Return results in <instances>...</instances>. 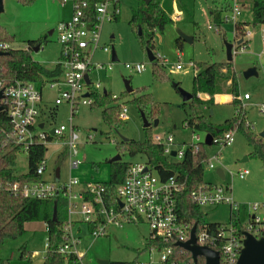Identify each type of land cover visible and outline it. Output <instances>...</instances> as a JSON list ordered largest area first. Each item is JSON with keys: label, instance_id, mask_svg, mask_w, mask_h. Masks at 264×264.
I'll list each match as a JSON object with an SVG mask.
<instances>
[{"label": "rangeland", "instance_id": "1", "mask_svg": "<svg viewBox=\"0 0 264 264\" xmlns=\"http://www.w3.org/2000/svg\"><path fill=\"white\" fill-rule=\"evenodd\" d=\"M138 0H117L109 4V10L117 14V18L106 21L102 28L101 44L114 48L117 60H112V54L98 49L95 52L94 62L113 63L112 70L103 68L94 70L91 77L100 82V92H109L112 97L118 98L110 102L107 107L113 108L126 105L128 118L125 120L107 121L104 119L102 107L99 105H80L72 120L75 131L81 137L77 158L82 161L78 168L70 171L69 155L62 139H53L46 145L45 159L47 170L44 177L48 181L55 178V170L59 168L60 181H67L70 176L80 181L110 180V162L118 154L119 161L136 163L146 162L143 155L132 156L127 151H120L119 143L122 138L143 141L147 131L143 125L142 113L151 123L152 138L172 134L177 148L184 141H189L193 129L185 126V120L192 114L189 101H185L179 89L192 92L194 70L189 67L191 62L215 63L226 62L225 41H234L235 25L233 22H224L220 25L221 32L210 29L209 25L216 26L210 14L211 7L216 4L221 8L223 16L230 13L233 0H163V7L169 16L179 14V19L168 24L163 31H156L154 36V51L157 60L150 61L143 42L132 28L130 19ZM244 10L242 18L252 20V9L249 0H238ZM176 8L181 11L176 13ZM73 13V3L70 1L64 6L60 0H34L24 4L18 0H4V12L1 15L0 25L9 34L14 36L11 44L15 48H26L30 40H45L40 50L33 47V59L41 64L53 68L60 58L61 44L57 32L51 30L62 20L70 19ZM180 32L192 36V42L183 39ZM113 36V38H111ZM147 36V35H145ZM180 38V39H179ZM262 51L259 34L257 33L248 51L233 56V66L237 75L239 93H248L250 99L244 102L240 99L239 111L231 103L235 97L228 89L229 83L222 84V93L215 96V103L202 106L203 114L209 124L218 126L236 114L244 118L245 124L249 121L252 131L260 135L264 130V60H259ZM164 58L163 60L161 59ZM164 65H162V62ZM145 63L144 72L132 71L127 65ZM181 63L183 70L175 66ZM162 68L165 77H155L154 68ZM255 67L257 75L245 77V72ZM130 81L133 89L126 91L124 80ZM178 85V86H177ZM144 90L150 94L152 101L140 106L134 99ZM57 92L49 89L43 91V107L40 119L46 121V131L53 126L64 124L70 127V107L67 103L59 106L56 114L51 115L50 108H56L55 97ZM222 97H225L222 99ZM153 111L158 124L151 122ZM120 113V112H119ZM120 118V117H119ZM153 120V119H152ZM237 127L236 125L234 128ZM236 130V129H235ZM93 138L88 140V136ZM118 143V144H117ZM253 146L249 143L242 131H235V141L232 145H206L208 159L214 163L215 169L204 165V179L215 184H229L231 193L238 204L248 206L262 198L264 193V161L253 155ZM247 157V160L244 159ZM247 169L249 174L245 178L238 177L240 170ZM218 170L226 174L222 180ZM28 172V155L21 152L17 156L16 173ZM232 172L233 177L230 176ZM202 210L207 222L228 223L230 221L231 206L219 205ZM247 216V215H245ZM246 218V217H245ZM244 218L243 221H246ZM47 230L41 221L26 224V232L17 239L8 240L0 250V256L5 259L16 260L19 257V248L26 243L32 253V264H43L46 256ZM75 237H80L78 250L85 252L84 264H101V260L113 261H149L150 252L145 247V239L150 235L146 223H129L121 229L112 228L108 236L94 238L87 223H78L73 228ZM160 253L155 252L153 258L159 260ZM110 264V263H109Z\"/></svg>", "mask_w": 264, "mask_h": 264}, {"label": "built area", "instance_id": "2", "mask_svg": "<svg viewBox=\"0 0 264 264\" xmlns=\"http://www.w3.org/2000/svg\"><path fill=\"white\" fill-rule=\"evenodd\" d=\"M73 3V14L69 20L60 21L54 31L58 34L61 44V53L58 64L62 73L59 79L48 82L45 87L39 89L33 83H22L20 81L11 84L0 80V90H3L1 104L7 113L10 123V131L3 143L4 147L17 149L20 153L28 155L36 144L47 145L53 139H62L63 145L69 155V169L72 171L82 163L78 156L79 141L81 137L72 125L73 117L80 105H92L90 97L92 91H100V82H95L91 73L94 70H112L113 63L107 65L94 62L95 52L101 49L112 54V48L107 44H101L102 28L106 21L117 18L116 13L109 10L111 1L106 0L96 5V17L93 26L89 25L85 14L87 2H76L75 0H60L64 6L68 2ZM238 0H233L230 13L223 16L224 22H233L235 25L232 55H238L248 51L256 34H259L262 51L259 60H264V24L254 25L251 21L242 20L244 10ZM239 22L246 25L238 28ZM210 29L221 32L220 26L209 25ZM7 44H0V48H7ZM161 56H158V58ZM163 60L164 58L161 57ZM162 65H164L163 61ZM132 71L142 73L147 64L137 63L127 65ZM189 67L193 68L191 62ZM183 70L181 63L175 66ZM88 75V81L85 76ZM57 92L55 105L67 103L70 107V127L61 124L51 127L46 131L38 123L42 112L44 89ZM115 98V97H114ZM238 99H250L245 93ZM264 112V105L262 106ZM119 117L121 120L128 118L126 105H121ZM247 126L252 124L247 121ZM188 126V123H185ZM53 131V134L51 133ZM235 129L212 135L211 144L232 145L235 141ZM193 129V135L189 141H184L177 148L174 136L167 134L155 136L154 141L164 147V153L175 161L184 159L187 152L197 154L202 144H206V135ZM93 138L88 136V140ZM173 152L175 155H173ZM209 169L216 166L211 160L205 163ZM47 170V160L44 158L37 169V173L44 177ZM249 170L243 169L238 172V177L245 178ZM55 174V172H54ZM226 176V174L224 173ZM230 176L233 177L232 172ZM226 179V177H225ZM187 178L180 179L178 175H172L166 180L160 176L146 162L131 163L125 179L117 186V206H110L106 202L105 190L102 181H80L71 177L61 182L55 178L48 181L45 178L38 183L26 182L20 184L15 182L11 185V192L24 198L55 199L62 197L67 203V220L63 226L66 242L59 245L57 252L68 256L75 254L80 264H84L85 252L78 250L81 242L80 237H75L73 228L76 224L87 223L94 238L108 236L112 228L121 229L129 223H146L150 229V240L160 243L153 245L150 249L149 261H137L134 264H165L175 254L176 244L179 247V255H190V259L175 260L171 264H191L194 262L191 252L181 247L180 243H186L191 238L192 229L195 228V244L200 247H208L220 254V264H237L244 247L246 235L250 234L255 239L264 240V193L262 199L248 206L243 205L248 215L244 227L239 228L238 213L241 214L240 204L236 202L229 184L203 183L194 187L190 192L192 201L204 206H231L230 221L218 223L215 226L205 225L198 230L191 221L182 218L177 209V196L186 188ZM46 227V225H45ZM47 230V227H46ZM49 242L47 236L46 248ZM155 252L160 253L159 260L153 258Z\"/></svg>", "mask_w": 264, "mask_h": 264}, {"label": "trees", "instance_id": "3", "mask_svg": "<svg viewBox=\"0 0 264 264\" xmlns=\"http://www.w3.org/2000/svg\"><path fill=\"white\" fill-rule=\"evenodd\" d=\"M24 4H29L34 0H18ZM76 2H87L84 9L90 26L95 23L96 5L106 0H75ZM116 2L117 0H109ZM252 9L251 23L254 25L264 24V0H249ZM130 24L137 32L138 38L143 42L146 49L154 51V36L156 31L163 29L173 19L163 7V0H138L136 7L132 11ZM223 10L216 6L210 9V14L215 23L220 26L224 23ZM246 25V22H239L238 28ZM147 35V36H145ZM180 39V38H179ZM14 42V36L0 25V44H7V48H1L4 51L0 55V80L11 84L14 82L33 83L39 89L45 87L48 82L59 79L62 73L60 64L55 67H47L33 59L32 50L37 45H42L45 40H30L26 48H15L11 44ZM159 59V58H158ZM157 60V57L156 59ZM155 63V62H154ZM193 63L195 72L193 77V98L189 101L192 108V114L185 120L188 126L194 130L211 133L217 135L230 129L242 131L246 135L249 143L253 146V155L264 161V138L253 133L252 128L245 124L244 118L236 114L232 118L226 120L218 126L209 124L206 116L203 114L202 106H210L215 103V96L222 93V84L229 83L231 95L235 98L231 103L235 107V113L239 111L240 100L238 97L239 85L236 72L232 61L207 63ZM155 77H165V71L162 68H154ZM178 86V85H177ZM139 97L134 100L144 106L146 102H151V96L144 90ZM203 95H205L203 97ZM90 97L93 100L91 106L99 105L102 107L104 119L107 121L120 122V107L115 106L108 108L107 105L118 98L112 97L109 92L92 91ZM225 97H222L224 99ZM51 115L56 114L57 109L50 110ZM155 115L151 111L150 119L154 122ZM153 119V120H152ZM237 126L234 128V126ZM147 137L143 141L127 140L121 141L119 145L120 151H127L130 155H143L146 157V163L155 170L162 180H166L172 175H178L180 179L187 178L186 188L177 196V209L180 216L191 221L193 226L197 228L205 225L215 226L218 223L207 222L202 207L195 204L191 197V190L200 184L206 183L204 179V165L208 161L206 153V145L202 144L197 154L190 151L186 153L181 161H175L173 158L164 153V147L155 142L152 138V126L146 127ZM10 131V123L8 115L5 111L0 112V250L8 240L21 237L26 232V224L34 221H41L47 227V235L49 247L46 251L43 264H80L75 254L67 257L58 253L59 245L66 242L63 226L67 220V203L62 197L55 199H37L24 198L11 192V185L15 182L24 184L26 182L38 183L44 177L37 173V169L41 161L45 158L46 146L36 144L28 153V172L25 174L16 173L17 156L20 153L17 149H11L3 146ZM131 163L124 161H114L110 165V180L103 182L104 194L106 202L110 206H117V186L125 179L127 170ZM212 183V182H208ZM56 209V218L54 219V210ZM241 214L239 217V228H243L248 219L245 208L240 204ZM247 215V216H245ZM246 217V218H245ZM244 218L246 221H243ZM153 245H160L150 238L145 239L146 249H150ZM175 247V254L165 264H171L175 260L190 259V255H179V247ZM134 261H113L110 264H134ZM32 253L24 243L19 248V257L16 260L5 259L0 256V264H32ZM191 264H206L205 258L199 256L196 262Z\"/></svg>", "mask_w": 264, "mask_h": 264}, {"label": "water", "instance_id": "4", "mask_svg": "<svg viewBox=\"0 0 264 264\" xmlns=\"http://www.w3.org/2000/svg\"><path fill=\"white\" fill-rule=\"evenodd\" d=\"M145 1L148 2L149 0H145ZM3 12H4V0H0V20H1V15ZM53 31L54 30H51L50 34ZM180 36L189 42H192L193 40L192 36L185 35L182 32H180ZM224 43L226 47L227 61H232L233 60V55H232L233 43L227 42V41H225ZM39 48H40V45H37L35 47V50H39ZM3 53L4 51L1 50L0 48V55H2ZM147 55L150 61L152 62L155 61L156 56L153 54L152 50L148 49ZM112 60L113 61L117 60V56H116V52L114 48H112ZM244 74H245V77H250L253 75H257L258 73L255 67H251ZM85 79L88 81V75L85 76ZM124 82H125L126 91L128 93H131L133 89L130 85V81L125 79ZM179 90L181 91L185 101H190L193 98L192 92H187L182 89H179ZM3 96H4L3 90H0V112L4 111V107L1 104V99L3 98ZM204 96L205 95H203V97ZM142 118H143V125L145 128L151 126V123L149 122V120L147 119L144 113H142ZM157 124H158V121L155 120L154 125L156 126ZM51 133L53 134V131H51ZM260 136L264 138V130L263 132L260 133ZM122 140L127 141L128 139L122 138ZM211 143H212V134L208 133L206 135V144L211 145ZM173 155H175L174 152H173ZM120 159H121V156L120 154H118L110 162L119 161ZM245 160H247V157L244 159V161ZM217 173L222 180H225V175L222 170H218ZM55 174H56V180L59 181L60 180L59 168L56 169ZM55 218H56V209L54 210V219ZM179 245L185 248L186 250H188L189 252H191L194 262L197 261L199 256H203L205 258L206 264H220L219 252L214 251L208 247H200L195 244V228L192 229L190 240L187 241L186 243H180ZM100 263L109 264L110 262L108 260H101ZM237 264H264V240L263 239L257 240L250 234H247L246 239L244 240V247L242 249V252H241V255L239 257Z\"/></svg>", "mask_w": 264, "mask_h": 264}, {"label": "crops", "instance_id": "5", "mask_svg": "<svg viewBox=\"0 0 264 264\" xmlns=\"http://www.w3.org/2000/svg\"><path fill=\"white\" fill-rule=\"evenodd\" d=\"M217 0H211V2H216ZM212 8V7H211ZM177 12H181V11H179L177 8H176V13ZM73 14V13H72ZM72 17V16H71ZM172 17V19H173V22H174V20H178L179 19V14H174L173 16H171ZM66 20H69V19H66ZM242 20H244V21H248V20H245V19H243L242 18ZM62 21H64V20H62ZM56 27V26H55ZM55 29V28H54ZM53 29V30H54ZM54 32V31H53ZM52 32V33H53ZM111 38H113V36L111 37ZM41 49V46H40V48H39V50ZM33 51V50H32ZM60 53H61V51H60ZM58 63V62H57ZM65 104V103H64ZM43 105V104H42ZM61 105H63V104H60V105H58L57 107H56V109L58 110V108H59V106H61ZM43 107V106H42ZM50 109H53V108H50ZM38 123H39V125L41 126V127H45L46 128V121L45 120H42V119H40L39 118V120H38ZM56 171V170H55ZM56 175V174H55ZM226 177V176H225ZM45 178V177H44ZM95 181H100V180H95ZM103 182V181H102ZM213 183V182H212ZM262 199V198H261ZM260 199V200H261ZM211 223H216V222H211ZM44 262V261H43Z\"/></svg>", "mask_w": 264, "mask_h": 264}]
</instances>
